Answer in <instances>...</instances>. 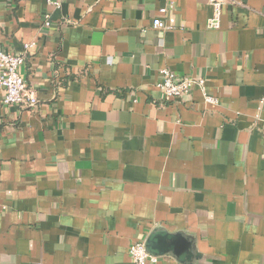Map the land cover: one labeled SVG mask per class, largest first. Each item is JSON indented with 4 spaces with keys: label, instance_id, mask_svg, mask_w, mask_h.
<instances>
[{
    "label": "crops",
    "instance_id": "0c3cea01",
    "mask_svg": "<svg viewBox=\"0 0 264 264\" xmlns=\"http://www.w3.org/2000/svg\"><path fill=\"white\" fill-rule=\"evenodd\" d=\"M213 17L203 0H0V49L37 98L0 93V264H133L158 227L194 258L148 264H264V0ZM161 69L217 103L162 99Z\"/></svg>",
    "mask_w": 264,
    "mask_h": 264
},
{
    "label": "built area",
    "instance_id": "2783aa9c",
    "mask_svg": "<svg viewBox=\"0 0 264 264\" xmlns=\"http://www.w3.org/2000/svg\"><path fill=\"white\" fill-rule=\"evenodd\" d=\"M214 8V17L208 22L209 29L219 28V16L222 5L230 0H203ZM49 4L58 7L56 2L49 1ZM167 9L159 10L160 14L166 13ZM50 16L44 15L45 25L50 24ZM155 29H166L165 23L157 18L152 22ZM35 43L24 46V50L33 47ZM25 57L23 54L8 53L0 49V93H2V102L4 105H27L35 107L37 98L33 90L29 89L21 75L20 69L23 66ZM199 88L204 102L207 104H216L217 99L208 94L203 78L182 77L178 78L168 69L159 71V80L154 84V89L164 100H173L182 97L191 92L192 89ZM129 257L133 264L156 263L158 257L147 253L143 242H134L128 249Z\"/></svg>",
    "mask_w": 264,
    "mask_h": 264
},
{
    "label": "water",
    "instance_id": "95a60500",
    "mask_svg": "<svg viewBox=\"0 0 264 264\" xmlns=\"http://www.w3.org/2000/svg\"><path fill=\"white\" fill-rule=\"evenodd\" d=\"M143 243L151 256L172 255L181 263H190L194 258L189 240L179 233H168L160 227L154 229Z\"/></svg>",
    "mask_w": 264,
    "mask_h": 264
}]
</instances>
